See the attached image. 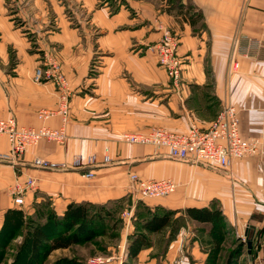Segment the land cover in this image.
I'll use <instances>...</instances> for the list:
<instances>
[{
    "label": "crops",
    "instance_id": "1",
    "mask_svg": "<svg viewBox=\"0 0 264 264\" xmlns=\"http://www.w3.org/2000/svg\"><path fill=\"white\" fill-rule=\"evenodd\" d=\"M160 26L179 35V54L188 60L177 85L148 49L161 38ZM48 59L59 61L72 91L67 142L44 140L14 163L0 160V227L7 212L44 202L59 217L70 204L108 206L132 197L142 202L146 218L216 204L227 224L246 231L249 240L262 234L257 243L264 264V0H0V119L14 118L21 127L63 125L59 116L38 117L59 102L53 82L33 81ZM225 104L237 108L243 138L257 144L255 154L233 162L228 173L120 140L152 128L207 129ZM10 151L0 135V153ZM78 154L85 162L95 154L97 164L66 172L33 166L36 158L71 164ZM91 169L95 177L87 179ZM132 174L171 179L177 190L142 199ZM29 178L36 186L19 206L11 192Z\"/></svg>",
    "mask_w": 264,
    "mask_h": 264
},
{
    "label": "rangeland",
    "instance_id": "2",
    "mask_svg": "<svg viewBox=\"0 0 264 264\" xmlns=\"http://www.w3.org/2000/svg\"><path fill=\"white\" fill-rule=\"evenodd\" d=\"M76 5L77 7L79 6L78 10L82 14V12H84L85 9H81L82 8L81 4H76ZM88 16L89 14H86V13L82 14L83 19L84 18L89 19ZM160 27L162 30L165 29L171 32L174 42L176 44L175 55L177 58L178 69L180 72V81H181L182 74H183L185 65L188 63V60H185V58L180 56L179 54V47L181 44L180 37L172 29L166 26H160ZM151 47L152 46H150L148 49L151 52H153ZM153 54H155V56L157 57L158 64L160 66L157 54L154 52ZM54 60H57V59H54ZM59 64L60 63H58V65ZM61 72L64 78L66 79V81L68 82L66 75L63 73V71ZM69 90L71 91L70 87H69ZM71 94H72V91H71ZM60 101L61 100H60V95H59V102H58L57 108L55 110H41L38 113V117L40 113L42 112H49L52 114V116H50L47 120L53 117L59 116L62 118V121H63V116L60 114ZM69 118H70V100H69L68 108H67L65 131H66V125L69 121ZM47 120H42V121H47ZM211 126L212 124L207 129H203L198 126L196 127L199 129V131L206 133L207 130ZM44 127H48V126H44ZM60 128H62V126ZM153 129H162V130H165L173 134L186 133V132H182V133L173 132V131H169L163 128H152L150 131H152ZM128 134H138V133H128ZM122 135L120 136V140L126 144L149 145V144L128 143L122 139ZM44 140L49 141L46 139H43L41 141H44ZM49 142H54V141H49ZM66 142H67V131L65 134V139H64L63 144H59L57 142H54V143H57L59 145H64ZM149 146H152L155 148H162L163 150L165 149L161 146H155V145H149ZM33 147L35 146L29 147L28 149L33 148ZM255 152L256 150L253 153L247 155L246 157L255 154ZM92 155H95V154H92ZM166 155L168 158H170L168 156V152ZM77 156L82 157V155L80 154L75 155L72 159L71 164L64 163V162L60 163V162L50 161V160L41 158L50 163H55L58 166L57 167H49V166L37 167L34 164L33 166H35L37 169L44 170V171H50V172H66L69 170H81L85 166H88L87 161L85 162L84 159L82 158V165L75 167L73 165V162H74L75 157ZM19 157H17L15 161H17ZM244 158H241L238 160H242ZM96 159H97V156H96ZM170 159L179 161V162L189 161V160L181 161V160H176L172 158ZM10 162L14 163V161H10ZM109 162H105V163L108 164ZM88 167H93V166H88ZM89 172L94 173L93 170L91 169V170H88L84 174V176L87 179H94L95 174H94V177L92 178L87 176ZM33 180L36 186V180L35 179ZM133 185L135 186L134 187L135 192L138 194V196L141 197V195L138 193L137 184L133 183ZM151 200H159V199H151ZM141 203L142 202L138 199V197L137 198L132 197L129 199L127 203L123 202V203H119L115 205L106 206L110 210V212H112L113 214L110 220L107 221L108 229H109L107 236L97 238L94 241L83 244V245H76L68 249L57 250L51 254V256L48 258L45 264H91L90 262H92V260H98V259L103 260L104 264H123V263H129V264H205L206 263V260L213 249L212 247L213 238L211 235V227L210 225L198 224L192 221L191 219H189V217L185 213L176 215V218L180 217L184 222V226L180 229L176 240H174V242L180 241L178 242V250H175V252L174 251L170 252L171 250L170 246L174 242H170L169 231H166L161 234L152 236L151 244L145 249H143L142 252L140 253L141 259L129 260L128 259L129 258L128 257L129 256L128 246L131 240V236L139 230L141 221L146 218L145 208L143 206L141 207ZM42 204H43L41 206L42 208H44L45 210L49 209L46 206L47 203H42ZM213 206L215 208L216 204H213ZM38 207L35 206L33 210L32 209L31 210H19V214L15 215L14 219H9L7 223H5L4 225L0 227V264H29V259H28L29 244H28L26 235H27V231L32 225H40L45 230L52 233V231L54 230V224L50 222L49 220H47L45 217L41 216V213H42L41 211H43L44 209H42L41 207L40 208ZM226 230H227V234L221 245V252L219 255V259H218V264H226L228 261L230 262L229 264H259L260 246H259V243L257 242L259 240L258 238L262 234L257 233V236H255L254 239L249 240L248 235L246 234V231L245 233H243L244 231H242L241 228L235 229L227 224ZM195 246H198V248L195 249L194 248Z\"/></svg>",
    "mask_w": 264,
    "mask_h": 264
},
{
    "label": "built area",
    "instance_id": "3",
    "mask_svg": "<svg viewBox=\"0 0 264 264\" xmlns=\"http://www.w3.org/2000/svg\"><path fill=\"white\" fill-rule=\"evenodd\" d=\"M161 29V27H160ZM162 36L154 46L151 47L157 54L160 66L166 71L175 85L180 82V72L175 55L176 44L170 31L161 29ZM33 81L37 84L53 82L58 88L60 95V114L63 116V125L59 129L48 127L32 128L21 127L14 118L0 119V135L6 136L9 141L10 153H0L1 161H14L23 154L29 147L36 146L41 140L46 139L59 144L64 143L65 122L68 103L71 98L69 85L64 78L60 65L54 59H48L35 70ZM52 116L49 112H42L39 115L41 120H47ZM239 112L236 107L225 104L222 106L216 120L206 133L199 131L192 126L184 134H173L162 129H153L147 134H123L122 139L128 143L149 144L161 146L168 152V156L176 160H189L198 164H205L210 168L228 173L231 164L238 159L244 158L253 153L257 144L245 140L241 133ZM81 156L74 159L75 167L82 165ZM107 156L105 162H109ZM33 164L37 167H57L41 158H36ZM97 159L95 155L87 158L88 166H95ZM88 177H94L89 172ZM131 181L137 184L138 193L142 199H162L174 193L177 189L176 183L171 179L163 180H142L136 174L131 175ZM35 188V182L29 178L25 187L16 186L12 190L15 204H24L26 190ZM91 264H104L101 259L92 260Z\"/></svg>",
    "mask_w": 264,
    "mask_h": 264
},
{
    "label": "trees",
    "instance_id": "4",
    "mask_svg": "<svg viewBox=\"0 0 264 264\" xmlns=\"http://www.w3.org/2000/svg\"><path fill=\"white\" fill-rule=\"evenodd\" d=\"M45 210L37 204L41 216L54 224L52 233L40 225H32L27 231L29 244V264H45L51 254L57 250L68 249L72 246L90 243L97 238L108 235V220L113 216L106 206H96L88 203L70 204L62 217H59L51 203ZM19 210L7 212L5 220L14 219ZM178 212L164 210L160 213L150 212L149 216L141 221L139 230L131 236L129 242V260L137 259L143 249L151 244L153 235L169 231L170 242L176 240L184 222L180 217L176 218ZM185 214L198 224H206L211 227L213 238V249L205 264H218L221 245L227 234L226 217L218 208H189ZM114 228V226H113ZM12 235V234H11ZM228 261L226 264H229ZM129 264V263H123Z\"/></svg>",
    "mask_w": 264,
    "mask_h": 264
},
{
    "label": "water",
    "instance_id": "5",
    "mask_svg": "<svg viewBox=\"0 0 264 264\" xmlns=\"http://www.w3.org/2000/svg\"><path fill=\"white\" fill-rule=\"evenodd\" d=\"M250 246V245H249Z\"/></svg>",
    "mask_w": 264,
    "mask_h": 264
}]
</instances>
